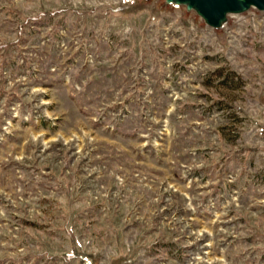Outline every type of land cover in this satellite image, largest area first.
Returning <instances> with one entry per match:
<instances>
[{"label":"rangeland","instance_id":"rangeland-1","mask_svg":"<svg viewBox=\"0 0 264 264\" xmlns=\"http://www.w3.org/2000/svg\"><path fill=\"white\" fill-rule=\"evenodd\" d=\"M264 264V13L0 0V264Z\"/></svg>","mask_w":264,"mask_h":264},{"label":"water","instance_id":"water-1","mask_svg":"<svg viewBox=\"0 0 264 264\" xmlns=\"http://www.w3.org/2000/svg\"><path fill=\"white\" fill-rule=\"evenodd\" d=\"M151 2L153 0H143ZM161 9L182 11L202 27L216 32L225 30L233 16L264 13V0H156ZM100 264V263H98Z\"/></svg>","mask_w":264,"mask_h":264},{"label":"built area","instance_id":"built-area-1","mask_svg":"<svg viewBox=\"0 0 264 264\" xmlns=\"http://www.w3.org/2000/svg\"><path fill=\"white\" fill-rule=\"evenodd\" d=\"M233 17H235V16H233ZM233 17H232V18H233ZM204 28H205V27H204ZM227 28H228V27H227ZM227 28H226V29H227ZM206 29H207V30H211V29H208V28H206ZM212 31H213V30H212Z\"/></svg>","mask_w":264,"mask_h":264}]
</instances>
